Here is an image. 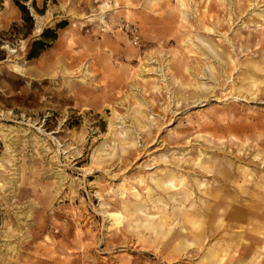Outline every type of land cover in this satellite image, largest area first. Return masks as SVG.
I'll use <instances>...</instances> for the list:
<instances>
[{
    "label": "rangeland",
    "instance_id": "obj_1",
    "mask_svg": "<svg viewBox=\"0 0 264 264\" xmlns=\"http://www.w3.org/2000/svg\"><path fill=\"white\" fill-rule=\"evenodd\" d=\"M184 1L0 0V264H264V225L199 241L157 186L264 201V0Z\"/></svg>",
    "mask_w": 264,
    "mask_h": 264
},
{
    "label": "bare ground",
    "instance_id": "obj_2",
    "mask_svg": "<svg viewBox=\"0 0 264 264\" xmlns=\"http://www.w3.org/2000/svg\"><path fill=\"white\" fill-rule=\"evenodd\" d=\"M181 2L183 4V7L185 8L184 13H186V11H188L189 6L184 0H181ZM252 5L253 4H251V6ZM243 9H244V5L242 6V4L239 2L237 10L242 11ZM211 14H212V11L208 12L207 14H204V18H207L208 21L213 20V22L215 23L217 20L215 19L214 15H211ZM216 55L218 56V54ZM214 75L216 74L214 73V68H212L211 78L214 77V79H216V76ZM198 76L199 75H197V77ZM247 79L249 81L250 79H252V76H248ZM259 88H260V84L257 83L255 80L252 81V87H251L252 92L255 89L258 90ZM140 115L144 116L142 112H138L139 117ZM139 117L136 119L137 124L138 126H142V120ZM196 166L199 167L198 168L199 170H203L207 174H213L214 178H218L217 175H219V177L221 176L223 177L222 185L217 186V187H214L213 185H211V187H208V184H207L205 186L206 188L202 190L204 194L209 196L208 198L209 204H206L204 206L202 205L197 206V204L192 203L191 198H192L193 193L196 192V190H200L201 186L197 182L190 183L187 176L177 175L176 177L175 176L165 177L164 183L165 185H168L166 186L168 188H164L161 185H157L160 189L164 190V192L167 194L170 192L179 191L177 184L182 185V189L186 192V196L183 201L185 203L191 204L190 209L188 208L186 210L187 213L183 216L184 218L183 224H185L188 228H190L189 233L193 235V231L197 229V231L194 233V236L198 238L199 241H202L206 239L209 235L216 233L220 228H223V229L232 228L230 225L225 224V222H222V224H220V221L225 216V217H229L231 220H236L237 221L236 228L243 230L242 233H236L235 235L236 237L240 238L241 237L240 234H246L247 237H249L250 239L255 238L256 241H258V239L260 238L261 230L259 234L258 229L250 230L248 229V225H251V224H253L254 226L264 225V201H261V200L254 201V197L250 196L249 193L243 190L244 188L243 186H241L242 184L239 186L241 182L240 177L233 176L234 177V180H233L232 175L230 174V171L225 172L226 170H224V172H222V171L217 170V165L215 163L201 162L199 164H196ZM170 178L171 180H168ZM243 182H246V180H243ZM250 183L254 185V182H250ZM185 187H188V188H185ZM257 187L260 189H264V183L263 182L258 183ZM233 188L237 191V195L240 198L241 197L244 198L243 195L249 196L252 204L248 206L247 208L235 207L234 203H237L239 198H237V200L236 199H232V200L224 199L222 194L230 192ZM154 192L157 194H161L157 190ZM152 198L153 197L151 195V196H147L145 199H141L138 202L128 203L127 209L131 211H135L138 209L141 210L143 207H149L152 201ZM255 200H258V199H255ZM189 204L188 206H190ZM221 209H222V213H221ZM252 210H254L255 212L254 211L251 212ZM241 215H246V219L244 220L241 219L240 218ZM194 217L197 219H194ZM218 219H221V220H218ZM148 228L149 230L153 232H159L161 229L159 225H156L154 222H150V221L148 222Z\"/></svg>",
    "mask_w": 264,
    "mask_h": 264
},
{
    "label": "trees",
    "instance_id": "obj_3",
    "mask_svg": "<svg viewBox=\"0 0 264 264\" xmlns=\"http://www.w3.org/2000/svg\"><path fill=\"white\" fill-rule=\"evenodd\" d=\"M23 12H24L25 14L28 13V11L25 9V7H23ZM54 37H56V34H55V33H54ZM36 46H42V44H41L40 42H37V43H36Z\"/></svg>",
    "mask_w": 264,
    "mask_h": 264
}]
</instances>
